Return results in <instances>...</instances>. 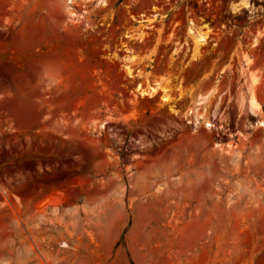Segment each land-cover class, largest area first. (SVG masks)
<instances>
[{"label":"rangeland","instance_id":"1","mask_svg":"<svg viewBox=\"0 0 264 264\" xmlns=\"http://www.w3.org/2000/svg\"><path fill=\"white\" fill-rule=\"evenodd\" d=\"M0 264H264V0H0Z\"/></svg>","mask_w":264,"mask_h":264},{"label":"bare ground","instance_id":"2","mask_svg":"<svg viewBox=\"0 0 264 264\" xmlns=\"http://www.w3.org/2000/svg\"><path fill=\"white\" fill-rule=\"evenodd\" d=\"M144 94H146V92H143V93H142V95H144ZM260 123L262 124L263 122H260Z\"/></svg>","mask_w":264,"mask_h":264}]
</instances>
